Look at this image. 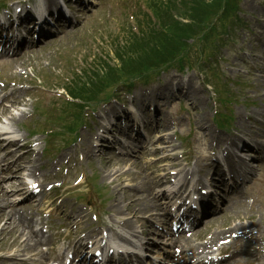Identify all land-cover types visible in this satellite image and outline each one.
Here are the masks:
<instances>
[{
  "label": "rangeland",
  "instance_id": "374dc122",
  "mask_svg": "<svg viewBox=\"0 0 264 264\" xmlns=\"http://www.w3.org/2000/svg\"><path fill=\"white\" fill-rule=\"evenodd\" d=\"M85 2L87 3L80 6V8L83 7L81 12L83 17H75L79 22V25L74 31L67 35L63 32L59 36L60 38L56 39L50 46H37L36 49L23 55L16 54L12 56L13 59L18 58L16 61L17 64L15 65L9 61V69L3 74L5 76H14L16 74L19 75L21 79L26 78L27 81L34 79V82L38 83V72H40L39 70L41 69L47 70L49 68L50 70L48 71L50 72L58 69L64 71L66 63L70 61L76 59L75 63L79 65L78 61L83 57H89L90 59L93 57V53L100 54L105 51L107 52L110 48L109 38L106 37L108 29L114 31L120 30V32L121 29L128 30L129 27L132 28L131 26L133 23L137 26L139 24V19L144 22V27L148 28L152 22L150 10L147 9V0H85ZM213 5L214 4L209 3V7H212ZM238 5L240 9L239 16L242 23L235 28L233 39H228L225 45H221L215 50V53L210 60L204 65L205 68L209 65V68L207 67L205 69V74L199 73L198 70H188L186 73V84L192 89L191 91H193V93L197 94L200 110L194 111L190 104L182 97L175 98L169 90L163 87L168 79L178 76L177 72L174 70H168L159 75L158 78L160 81L153 79L146 84H135V87L132 90V93H134L135 96H137V92L141 91L145 93V96L143 97H147V91H143L145 88H149V90L154 88L155 90L157 88L160 89L161 87L166 95L163 100L158 101H155V97L153 96L149 103H153L156 106L159 118L162 119L163 127L167 128L166 135L169 139V143L167 145L162 144L164 145L162 150L154 156L149 155V158H145V161L151 162L153 160L151 157L171 155L172 158H168V161L166 160V162H173L174 164L178 163L180 168H183L184 173L188 174V177L189 175L192 176V179L190 180H199L200 174L205 176L206 168L200 170L201 166L199 167V165L203 163L206 158L207 151L209 150V142L211 146L213 144H211L210 140L208 141V137L203 141L201 140L203 135L207 133L205 129H196V122L202 118L201 111L205 116L206 124L204 126H209L216 134H232L237 132L240 128L247 127V125H249V129L254 131H258L257 128H264V0H240ZM68 12L69 14L72 13L70 11ZM143 13H148L150 20L145 19L147 15L145 16ZM258 23L262 28L257 26ZM190 30H192L191 27H189V31ZM98 31L103 34L104 38H101L95 33ZM126 34L127 31L121 33L120 36L124 37ZM87 35H90L92 40L88 41L87 48H84L85 44L83 45L82 39ZM208 44L209 47L214 46L212 39L210 41L208 40ZM198 48L199 46L194 47L188 58L194 66L198 65V59L196 58V50H200ZM75 50H78L79 53H74ZM120 51L121 52H117V57L121 59L124 63L123 65H125L129 60H126V55L129 54H127L128 52L126 53L124 49H121ZM245 61L251 67H254L253 65L257 64L262 71L258 72L252 70L255 75L250 74ZM35 70H37V73L33 74ZM19 71L20 73H18ZM53 77H51V79ZM202 79L209 80L212 83L214 82L215 86H219L220 91L214 93L212 87ZM55 82L56 80L51 84V87L56 85ZM58 83H60V81H58L57 84ZM222 89H224V92H221ZM40 90L42 91L41 93L44 94L43 98L51 100L55 109L60 108V104L57 103L59 100H56L51 96V93L56 90L52 91L51 88H48V91ZM24 99H26V97H24ZM124 102L126 103L125 96ZM35 105L32 104L33 110ZM112 105L115 107L118 106L116 104ZM122 105L123 104H119V106ZM32 106L31 104H27L25 110L31 111ZM20 108L22 107H15V109H12V112L18 114ZM143 113L147 114V111ZM248 114H251L253 118L247 120ZM229 116H231V118H229ZM6 117L7 116L1 117L0 122H5ZM36 120L40 122L42 118H39L38 113L34 110L33 116H31V121ZM85 120L86 126L81 127L76 135L65 134L64 136L59 137L52 135L45 138V140H48V138L56 139L54 140L52 148L50 147V152H48V154L43 153L42 156L44 162L45 160H48L51 163L56 161L62 153L72 149V147L78 150H89L91 148L89 141H85L84 137L86 135L87 126L92 123L94 118L90 117ZM110 121L111 120H109L108 123H110ZM217 121L218 124L219 122L226 124L223 126V129L217 128ZM20 122L21 121L18 123ZM98 122V120H94L92 124ZM114 122L119 125L118 121ZM17 124H14L13 126H16ZM50 126H53L56 130L55 125H53L51 121L46 123L41 122V125H38V128L42 129ZM85 127L86 129H84ZM165 128H161V132H163ZM21 132H23V134L25 133L22 130ZM106 133L112 138H118L120 136L118 132H103V134ZM120 133L123 136V132ZM37 138H40V136ZM72 138H74V141L71 143L69 141ZM123 141L125 145L132 146V142ZM110 146L111 145H97L96 149L102 151L103 148H109ZM34 147L35 149L40 150L42 146L36 145ZM164 148H166V151H163ZM146 149L151 152L153 148H147L146 145ZM92 152L94 160H89V162H92L91 164L86 162L87 160L85 156L82 160L76 153H71L69 170L66 171L65 168L59 169L62 164H65L64 161L61 165L55 164L51 169L49 175L50 181L40 179L43 181L42 185L53 182V187L50 190L45 189L43 194L46 208L49 210H55V207L58 204L62 205V207H67V209H70L71 207L73 212L82 210L83 214L87 213V222L81 225L85 231L89 224H91L92 227L97 223H108L111 226L118 220V217L115 216L114 219L116 221L112 222L109 213L112 209V192L114 191V185H116V183L102 178V167L104 166L103 161L100 162L102 155L98 154L99 151L94 152L93 149ZM39 154L40 153L38 152V155ZM260 162L249 161V164L253 168L255 166L256 174H254L249 181V187L246 192L247 197L253 196L255 198L254 208L256 210H258L259 206L261 207L260 203H262V208L264 210V162ZM0 167L3 168L4 164L0 165ZM139 170H145V167H141ZM77 175H84V182L78 187L71 188L73 186L72 182H74L72 180L76 178ZM3 176L6 177L5 175ZM125 184L126 182H123L122 186H125ZM5 185L10 186V181L5 182ZM22 186L24 188V185ZM17 196L18 195L14 194L11 195L10 197L12 198L10 200L13 201L14 197ZM18 205L20 207L23 206L22 204ZM89 205H91L93 210L99 215L97 222H93L91 218L92 211H90ZM257 212L256 219L263 220L264 216H260L261 209ZM221 213L222 212L216 213L215 215ZM218 217L215 220L219 219ZM245 220V218L239 220L236 215L231 219L222 217L218 224L217 222H212L210 223V225L212 224L210 228L207 226L202 228L203 232H201V234L213 230H224L233 224H238V222H244ZM53 223L58 225L60 221L56 220ZM199 228H201V223L197 225V229ZM134 229L139 235L140 228H138V223L134 224ZM169 237L170 236L167 235L162 240L161 245L166 244L165 248L168 247V249L172 251L173 248L170 247L172 241ZM10 239L11 233H0V254L6 252L4 243ZM51 247L56 249L55 244ZM163 250L164 249L161 248L156 249L154 255L156 257H162ZM148 254L151 255V253Z\"/></svg>",
  "mask_w": 264,
  "mask_h": 264
},
{
  "label": "bare ground",
  "instance_id": "6f19581e",
  "mask_svg": "<svg viewBox=\"0 0 264 264\" xmlns=\"http://www.w3.org/2000/svg\"><path fill=\"white\" fill-rule=\"evenodd\" d=\"M49 5H54L53 0L48 1ZM58 17H63L60 11H57ZM2 23L0 19V24ZM258 27L262 28V26L258 23ZM261 33V32H260ZM36 40L39 39V36L36 35ZM9 46L7 48L1 49L0 51H4L6 53H12L17 52L19 49L18 47ZM22 50V49H21ZM245 64L247 65L248 69L250 70V73L254 74V71H260V68L258 65L256 67H251L249 64L245 61ZM163 87H165L167 90H171L170 85L168 82L164 83ZM181 87V85H179ZM190 87H188L185 91L177 90L176 97H182L185 101H187L191 108L196 111L200 110L199 104H198V96L196 93H193L191 91ZM157 97H159V91L158 89H155L153 91ZM6 99V96H3V98L0 101V104L2 101ZM145 102L141 101L139 106H145ZM8 110V108H5ZM264 110V108H263ZM202 118L199 119V121L196 122V129L202 130L205 129L207 133L203 135L201 140L203 141L206 137H208L209 140L213 139L217 143V145H224L223 152L226 157V160L229 165V174L232 177H237V179H241V177H244V173L250 174L253 171V168H248L246 165L245 169H240L242 167V160L240 159V156L238 154L239 151H242L244 148H249L255 150V153H257L258 159H264V132H254L249 127L239 129L236 133L228 134L225 136H220L216 134L209 126H204L206 124L205 122V116L204 113L201 111ZM253 116L249 114L248 119H252ZM14 120V118H12ZM108 120V119H107ZM161 121V120H160ZM155 125L161 127L162 125L159 124V121H155ZM103 127V126H101ZM253 135V138L249 140V137L243 136V135ZM129 138H132L133 136L127 135ZM246 137L247 139H245ZM137 139V138H136ZM85 141H89L88 137H84ZM140 143L141 141L137 139ZM155 141H159L163 144H166L168 140L166 137L162 135H157V138ZM251 141L254 143L252 144ZM150 144L151 141L149 140ZM7 144L3 143V139H0V150H4L6 148ZM20 148L16 147L11 152L18 151ZM107 152H100V154H104V156H112V149L108 148L105 150ZM132 148H128L125 152V156L127 154L134 153ZM163 151H166V148L163 149ZM138 153V151H137ZM139 153H141L143 156L147 155V151L144 150L143 146L140 145L139 147ZM154 153H159V150L155 148ZM25 156L23 153L18 155L17 160L12 161L8 163L5 166L4 172L9 173V178L16 179V182L19 185H23V171H26L27 173H34L35 167L29 166L27 160H22L21 158H24ZM91 156H88V159H90ZM168 158H172L169 155L161 156L157 160L158 161H164ZM168 161V160H167ZM29 163L32 164V161ZM167 163V162H166ZM151 166H156V162L153 161L150 163ZM205 167H207V170L212 169L211 173L208 171L206 172L207 178H206V184L207 187H209V190L206 193V196H214L216 193V189L222 188L224 186V183L222 182L223 179L215 180V176H219L221 178V174L218 173V162L211 161L210 159H206L204 162ZM143 166V162L140 160H135L130 157H109L107 158L106 166H103L104 168V178L109 179L112 182H115L116 185H114V191L112 193L113 195V204L111 206V217H118V226L122 228H128L131 229L133 226V219L137 222H140V235H150L153 233L154 229L152 226L147 224V222H144V215L147 214L146 217H151L155 221L158 218H161V216H165L166 212L159 213L157 210H160L159 204L157 202V198L161 195L159 193L155 192V188L158 186H161L163 184L162 179L167 178L169 176V169L173 166L172 164H167L165 168L161 172H163L161 175L154 176V178L150 175V172L143 171V172H132V168H137ZM126 167V169H125ZM124 168V169H123ZM169 173H168V172ZM217 172V174H216ZM244 172V173H243ZM180 171L177 172L174 176L175 179H179ZM216 176V177H217ZM139 179V183L132 185L129 183L128 185L136 189L137 192L131 187H120L121 193L116 192V189L118 186H122L124 180H128L129 182H135ZM5 181V178L0 177V222L2 223L0 225V233L4 231H8L11 233V239L7 243L6 247L10 250L9 254H3L0 255V263L2 264H47L45 262V258L42 253L41 245L47 244L49 242L48 239H45L42 237V235H39L36 230L33 229L34 221L31 217L27 216L25 213H19L16 211L15 205L13 202H10V196L16 192L19 191L21 188H18V185H14L13 189L8 190L4 188V185H2V182ZM197 184V182H196ZM18 188V189H17ZM23 189V188H22ZM21 189V190H22ZM195 187L190 189V192L193 191ZM228 189V188H227ZM20 190V191H21ZM43 192V191H42ZM242 185H239V187L236 189L234 193V197L231 198V200H228V205L226 208V212H229L227 215L228 219H231L232 216L237 213V217L239 220H242L243 218L246 219V223H240V224H233L232 226L227 227L225 231H215L211 236V241H213L219 233L225 232L230 233L232 232H239L240 234H237L234 238H232V241L234 240L235 243H237L240 248L237 251L236 245L231 246V258L225 260L226 262L224 264H250V261L252 264H264V262L258 260L257 256L259 255L260 248L262 245H264V221L262 219H255V215L252 211L245 212L246 207L244 208L245 200L242 198ZM29 198L30 203H38L37 197L32 193V189L26 190L24 194V199ZM5 201V202H4ZM36 203V204H37ZM202 205L208 207V203L206 201L202 202ZM162 210V209H161ZM220 210V209H219ZM190 211V209H188ZM64 210H61V213H63ZM241 212V213H238ZM77 216L81 217L80 212H76ZM162 214V215H161ZM70 215V214H69ZM242 216V217H241ZM71 218H74V216H71ZM203 217L201 216L200 219ZM220 219H217L214 221V219L210 221L202 220L203 223L209 224L212 221L219 222ZM163 224H167V218L164 219ZM40 223V222H39ZM65 224H68V221H65ZM146 225V226H145ZM251 229H256V231H252ZM135 232V231H133ZM136 233V232H135ZM137 234V233H136ZM231 234V233H230ZM157 235H161V233H158ZM84 237L81 236L77 239V242L82 240ZM224 238V237H223ZM220 238V239H223ZM218 239V240H220ZM183 244L182 253H184L185 246H189L188 240L181 237L179 234L177 238H175V243ZM183 242V243H182ZM205 243V247H207V243ZM148 245H156V242L154 241H145V247L143 246V250L148 247ZM180 246V245H179ZM197 253V252H195ZM168 256H172L171 254H167ZM139 259L140 257L133 255ZM240 256V257H239ZM261 259L264 261V254H260ZM239 257V258H236ZM258 260V261H257ZM156 262H153L152 264H155ZM187 263L186 261H183V264Z\"/></svg>",
  "mask_w": 264,
  "mask_h": 264
},
{
  "label": "trees",
  "instance_id": "16d2710c",
  "mask_svg": "<svg viewBox=\"0 0 264 264\" xmlns=\"http://www.w3.org/2000/svg\"><path fill=\"white\" fill-rule=\"evenodd\" d=\"M201 4H203V2H198V4H195L193 6V8L198 9L199 7L202 6ZM181 29H182L181 23L175 25L173 28H169V33L165 34L164 38H160V40H157L152 43L155 46L141 44L140 47L136 48L135 50H133L132 48H126V51L129 54L126 55V60L128 59L129 60L125 65H123L124 63L121 60L122 66L116 72H114V68H111V66L107 63L105 65L106 69L104 71H102L101 68H99V65L98 67L91 66V68L89 69L90 71L89 82L91 84H94L92 81L93 78L96 80V82H100V83L106 81L114 82L116 80H128L131 76L138 74L139 71L148 69L151 65H149V63L146 60L155 57L158 62V60L167 57L166 53H168L169 51H165L164 48H171L173 46L177 47L178 44H182L184 39V31ZM173 43L175 44L173 45ZM183 50L184 48L182 47L179 52ZM104 62L105 61L103 59L100 60V64Z\"/></svg>",
  "mask_w": 264,
  "mask_h": 264
}]
</instances>
